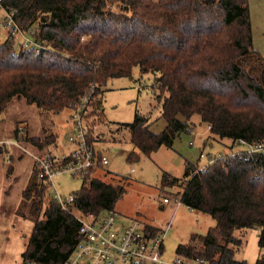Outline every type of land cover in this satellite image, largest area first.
I'll use <instances>...</instances> for the list:
<instances>
[{
    "label": "trees",
    "instance_id": "trees-1",
    "mask_svg": "<svg viewBox=\"0 0 264 264\" xmlns=\"http://www.w3.org/2000/svg\"><path fill=\"white\" fill-rule=\"evenodd\" d=\"M2 6L14 11L21 29L39 20L40 47L16 48L11 37L0 42V112L14 97L60 112L85 96L95 98L110 79L138 66L155 76L166 121L153 132L136 111L131 123L121 124L142 153L171 148L191 130L194 114L219 138L264 144V57L253 46L249 0H2ZM247 155L227 153L202 169L186 162L179 201L216 223L178 245L179 255L247 264L235 258L243 243L235 231L241 228H258L264 250V152ZM138 158L132 150L127 160ZM34 175L23 191L34 217L23 258L60 264L77 243L81 223L56 201L45 202L46 186ZM176 181L164 172V184ZM125 193L121 184L84 178L73 206L98 215L114 209ZM253 264H264V256Z\"/></svg>",
    "mask_w": 264,
    "mask_h": 264
},
{
    "label": "rangeland",
    "instance_id": "rangeland-1",
    "mask_svg": "<svg viewBox=\"0 0 264 264\" xmlns=\"http://www.w3.org/2000/svg\"><path fill=\"white\" fill-rule=\"evenodd\" d=\"M250 11L256 27V43L264 57V0H252ZM4 13L0 11V17ZM38 26L39 20H35L26 30V36L37 40ZM7 37V32L3 31L0 42ZM23 41L24 36L14 38V46H25ZM154 78L153 73H141L139 67L134 66L131 75L110 79L102 86V93L90 99L83 113V125L87 143L108 158V164L96 170L99 179L126 188L123 198L117 202V211L125 216H139L164 229L162 254L171 259L178 254V245L188 244L193 234H205L216 223L210 214L192 210L179 201V183L184 180L186 162L202 168L209 162V156L235 153L246 147L211 134L207 129L209 125L194 114L190 119L193 128L178 135L171 148L161 146L150 155L136 149L129 140V130L121 125L131 123L136 111L149 119L153 132H160L166 126L161 117L162 103L156 98L157 91L153 87ZM98 100H102L103 112ZM72 114L69 106L53 112L28 104L19 97H14L0 112V140L16 138L20 142L19 147L10 145L11 156L0 154V264H21L23 261L34 225L28 208L30 201L24 199L23 191L35 181L34 156L50 155L60 160L75 148V144L67 140V136L75 133ZM178 117L184 119L182 115ZM21 125L25 126L26 136L20 134L24 137L15 133ZM132 150L139 158L130 162L127 157ZM200 153L204 156L200 157ZM164 172L180 181L164 184ZM83 180L68 171H59L49 188L46 186L45 202L52 194L68 198L80 189ZM258 233V228L235 231L243 241L235 252L237 260L253 264L258 257L264 256V250L258 247Z\"/></svg>",
    "mask_w": 264,
    "mask_h": 264
},
{
    "label": "built area",
    "instance_id": "built-area-1",
    "mask_svg": "<svg viewBox=\"0 0 264 264\" xmlns=\"http://www.w3.org/2000/svg\"><path fill=\"white\" fill-rule=\"evenodd\" d=\"M0 11L5 12L0 17V35L6 31L8 37L11 38L24 36L25 47H40L37 40L26 36V30L21 29L13 17L14 11L6 10L2 6V0H0ZM42 46L46 47L45 42L42 43ZM89 101L88 95L76 103L75 107L72 106L71 118L74 120L75 133L68 136V140L75 144V148L60 160L50 155L34 156L33 166L37 180L41 184L47 187L51 185L53 176L61 170L81 178H98L95 175L96 170L103 169L108 164V158L99 150L91 147L86 141L83 113L88 107ZM208 129L210 130L209 126ZM20 134L26 136L23 125L17 127V136L24 137ZM19 143L16 138L0 140V154L6 153V156H11L10 151H8L10 145L19 147ZM236 143L246 147L243 150L248 154L247 159H250L255 152H264L263 143L249 144L244 140H237ZM190 144L193 145V142ZM202 156L204 154L200 153V157ZM220 156L222 155L213 156V158L209 156V162L202 168ZM51 199L56 201L62 209L72 211L81 223L77 243L69 256L60 264H209L204 258L179 254L171 259L164 258L162 253L165 230L152 226L139 216H125L115 208L104 210L98 215L94 213L84 214L74 208L75 196L73 194L68 198L52 194ZM21 264L49 263L23 258Z\"/></svg>",
    "mask_w": 264,
    "mask_h": 264
},
{
    "label": "crops",
    "instance_id": "crops-1",
    "mask_svg": "<svg viewBox=\"0 0 264 264\" xmlns=\"http://www.w3.org/2000/svg\"><path fill=\"white\" fill-rule=\"evenodd\" d=\"M251 4H252V0H249V7H251ZM250 18H251V24H252V33H253V46H254V48L255 49H257L258 51H259V45L256 43V35H255V32H256V27H255V23L252 21V17H251V11H250ZM100 108V110H101V112H103V104L99 107ZM183 120V119H182ZM205 124H207V123H205ZM193 127H191V129H192ZM207 129H208V127H207ZM67 140H68V136H67ZM174 142H175V140H174ZM33 169H34V166H33ZM34 172H35V170H34ZM95 175L98 177V175L96 174V172H95ZM99 178V177H98ZM116 206H117V204H116ZM116 206H115V209H116ZM117 210V209H116ZM122 214V213H121ZM149 224H151V223H149ZM152 226H154V227H157V226H155V225H153V224H151ZM158 228V227H157Z\"/></svg>",
    "mask_w": 264,
    "mask_h": 264
}]
</instances>
